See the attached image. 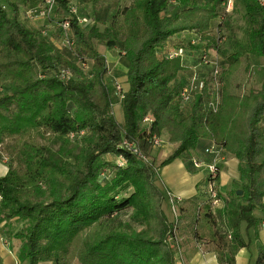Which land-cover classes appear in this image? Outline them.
Returning a JSON list of instances; mask_svg holds the SVG:
<instances>
[{
    "label": "trees",
    "instance_id": "obj_1",
    "mask_svg": "<svg viewBox=\"0 0 264 264\" xmlns=\"http://www.w3.org/2000/svg\"><path fill=\"white\" fill-rule=\"evenodd\" d=\"M175 1L132 0L102 21L101 32L92 19L79 18L71 0H54L46 20L58 24L57 40L68 51L43 30H28L18 5L7 1L8 15L0 4V158L8 166L0 178V221L21 223L16 236L29 264H176L167 241L171 231L210 247L222 264H235L236 253L248 247L241 224L255 227L254 210H264V82L247 94L231 92L241 54L222 56L212 35L223 0H178L183 8L170 14ZM21 2L26 10L44 6V0ZM244 8L247 53L264 58V8L254 0H244ZM182 32L224 57L218 100L207 84L187 103L181 100L174 83L185 68L183 55L160 52ZM97 42L110 52L118 44L126 67V90L122 98L115 93L121 122L112 113L116 83H106L107 62ZM85 61L89 74L79 65ZM148 115L152 122L142 127ZM162 133L176 148L157 168L181 159L194 170L198 159L191 157L202 150L199 161H205L204 151L215 144L237 160L242 194L218 193L224 206L214 208L205 189L207 197L178 201L179 216L168 222L157 168L143 160ZM108 156L123 162L114 165ZM105 171L111 173L107 181L100 177ZM129 187L132 192L122 195ZM127 209L138 231L112 225ZM254 264H264V243L257 245Z\"/></svg>",
    "mask_w": 264,
    "mask_h": 264
},
{
    "label": "rangeland",
    "instance_id": "obj_2",
    "mask_svg": "<svg viewBox=\"0 0 264 264\" xmlns=\"http://www.w3.org/2000/svg\"><path fill=\"white\" fill-rule=\"evenodd\" d=\"M10 3H14L18 5L19 8L24 7L22 5L21 0H7ZM5 0H0V4L2 5L3 9L6 11L8 15H11L12 8L9 6ZM132 0H71V4L76 5V9L80 15L81 18H87L89 20H93L94 25H96V28L98 31H103L105 28V25L102 23V21L110 20L111 16L118 10H121L123 7L129 5V3ZM193 1V0H188ZM200 0L199 3H203ZM244 4V0H235L233 4V9L230 13L226 14L224 17L217 19L218 25L212 24V35L216 38V43H218L219 51L222 53V56H228L231 53L237 52L241 54V60H240V67L238 71L235 73L233 78L231 79V92L234 94H247L250 91H256L259 90L262 83L264 82V58H256L247 53V32H248V24L245 22L243 15L244 10L242 9V6ZM37 8H43L41 5H37ZM181 7L179 4V1L172 2L169 7L170 14L173 13V11H176ZM23 10H26L24 7ZM224 8L223 6H219L218 12H223ZM22 20L26 21H39L37 18H27L26 14L22 15L20 17ZM88 20V22H89ZM57 21V20H55ZM54 21V22H55ZM60 21V19L58 20ZM89 24V23H87ZM86 24V25H87ZM54 26V27H53ZM51 27V32L48 34L52 38L54 33L58 32V24L55 23ZM84 25H82L83 27ZM89 27V25L84 26ZM56 35V34H54ZM191 42H194L195 44L192 46L195 47L194 49L191 48ZM60 47L65 48L68 51L66 42L62 43V41L59 40L57 43ZM174 44V45H173ZM64 45V46H63ZM97 50L101 54H110L112 53L114 57H116L115 63H109L108 62V77L106 79V83L108 87H112L113 83H118L121 85L123 90H126V67L124 65L122 54L118 48H115L112 52L108 53V50L106 47L101 43H96ZM168 49L166 51H174L177 47L183 48V63H184V73L182 75H179L178 82L174 83L179 85V90L183 89V87L187 86H194V91L197 93L200 91L203 84H207L209 86V90L211 92H214L216 95L220 96L221 93V87L222 85L219 83L218 78L219 75L222 74V72L226 69L227 63L220 54H217L214 50H206L205 45L203 42H199L197 37L195 36H187L182 38L181 40H178V43H168L167 44ZM164 51V52H166ZM163 51L160 52V54L163 56L165 54ZM69 54V53H68ZM160 55V56H161ZM79 65L84 69L86 73H90V62L85 61L82 63H79ZM117 67V68H116ZM180 81V82H179ZM177 85V86H178ZM113 103L115 102V99L112 98ZM112 113L115 117V119L118 122H121V116L118 113H115L114 111V104L112 105ZM141 124L142 127H144ZM85 137V135H84ZM161 144L156 147H151L147 154L145 155V159H143L145 162H152L154 164V167H158V165L166 159L169 154H171L174 150L173 147L170 146V144H167V141L163 137H160ZM211 146L208 145V148ZM176 147V146H175ZM207 148V149H208ZM205 153V151H204ZM206 154V153H205ZM165 155H168L166 158L161 160L159 157H165ZM222 159L219 163V175L218 180L216 181V186L218 190L221 193H224V188L231 187L233 185V188H239L240 187V180L238 177V180L234 181L232 184V180L230 179V176L225 172L224 170H220L221 163L227 160L225 159V155L223 156L222 152ZM207 156V155H206ZM208 157V156H207ZM191 159L199 160V156H192ZM107 160L110 161V163L114 165H120L122 164V160L119 158H113V157H107ZM200 161H204L202 158ZM208 161L206 159L204 162ZM185 168V166H184ZM160 169L157 168L156 171V178L157 180V186L159 187L160 191L163 192L164 195V202L162 205V210L167 217L168 222H172L178 218L179 216V210L177 203L181 199L176 195H173V193L170 191V188L165 185V182L160 174ZM169 172L172 174L171 176H177L179 172L177 171L176 167H169ZM108 171L110 169L108 168ZM112 171V170H111ZM186 172L188 176H196L199 173H202L204 175L203 182L206 181V171H203V168L195 169L189 171L187 168L183 170V172ZM199 171V172H198ZM166 175V173H165ZM100 177L104 179V181H107L111 177V173L105 171V173L101 174ZM204 186L203 184H201ZM206 186V184H205ZM238 190V189H236ZM130 192H132V188L129 187L127 189L126 193H123L122 195H127ZM161 192V193H162ZM206 194V193H205ZM207 197V194L205 195ZM163 200V199H162ZM264 204V203H263ZM213 209V208H212ZM216 211V209H213ZM130 213L131 211L129 209L119 213L117 216L114 217L115 220L112 221V225L116 226L119 223L126 224L128 227L132 230L138 231L140 229V226L132 222L130 219ZM254 218H256L257 225L255 227L247 228L244 223H242L240 227V231L242 234V237L244 240L248 243V247L245 249V256L240 264H254L256 255H257V245L264 243V230L260 231L261 228V221L264 219V210L256 209L253 212ZM224 229V227H222ZM172 236L168 237V243L174 253V256L176 258V262L181 261L182 258V247L185 246L186 237L179 236L176 231H171ZM186 238V239H185ZM188 242H190L188 240ZM205 251L213 252L212 249L208 246L203 247ZM180 258V259H179ZM217 258V256H216ZM74 264H78L75 262ZM178 264H183L182 262Z\"/></svg>",
    "mask_w": 264,
    "mask_h": 264
},
{
    "label": "crops",
    "instance_id": "obj_3",
    "mask_svg": "<svg viewBox=\"0 0 264 264\" xmlns=\"http://www.w3.org/2000/svg\"><path fill=\"white\" fill-rule=\"evenodd\" d=\"M23 8L24 7L18 8L19 9V20L28 30L30 31L43 30L45 33L49 34L54 29L53 28L51 30V27L54 25L53 22L48 21L46 19L37 18L39 21L22 20L20 17L24 15L25 13ZM242 9L244 10V13H245L244 4L242 6ZM54 34L52 35L54 36V38H52L51 40L58 46L57 33H54ZM187 36L193 37L194 35L188 32H182V33L176 34L173 37H171L169 39V42L178 43V40H181L182 38L187 37ZM108 53H110V51H108ZM103 55L106 59L107 67L109 66L108 62L115 63L116 57H114L112 53L108 55L107 54H103ZM183 73L184 71L180 72L179 75H182ZM107 77H108V74L106 75L105 78ZM111 92H112L111 97L115 99L114 111L115 113H118L121 116V120H122V112H121L119 101H117L115 92H113V90ZM160 137H163L165 141H167V135L165 133H162ZM170 146L173 147V150L176 148L175 147L176 145H170ZM196 153H198L199 156H203L202 150H198L196 151ZM167 156L168 155H165V157H159V158L163 160ZM225 159L227 160L225 162L223 160V162L220 165V170H224L225 172H227L233 184L234 181L238 180V177H239L238 170H237L238 162L234 157L230 155H226ZM170 166L176 167L177 171L179 172L177 176H174V177L171 176L172 174L169 172ZM184 169H185L184 164L181 159H176L172 163L162 167V169H160V174L165 182V185H167L170 188V191L173 193V195H176L180 198H196L197 197L196 200H199V199H202V197H205L204 191L206 189V186H205V182H203L204 175H202V173H199L195 177L188 176L185 171L183 172ZM7 171H8V166L6 164V159L0 158V178L5 176ZM202 172H205V171H202ZM201 184H203L204 186H202ZM216 189L219 194L224 196L230 191H237L236 189L239 190L240 187L233 188V185L231 187L228 186V188H224V191H225L224 193H221L218 190L217 186H216ZM263 203H264V199H263ZM223 206H224V203L221 200V203L218 208H223ZM263 223H264V219L260 223L261 224L260 231L264 230V227H262ZM20 228H21V223L16 221V219L0 221V257L4 264H29L28 260L22 258L20 255V248L22 246V241L19 237L16 236V233H18ZM188 240L190 242H188ZM184 245L185 246L182 247L183 254H182L181 261L176 262V264L180 262H182L183 264H222L219 262L218 258H216V254L214 252H208L204 250L203 248L205 246L204 244L194 243L189 238H187ZM245 249L246 248H242L236 253L235 264H240L242 262L245 256V253H244ZM40 264H51V263L46 262V263H40Z\"/></svg>",
    "mask_w": 264,
    "mask_h": 264
},
{
    "label": "built area",
    "instance_id": "obj_4",
    "mask_svg": "<svg viewBox=\"0 0 264 264\" xmlns=\"http://www.w3.org/2000/svg\"><path fill=\"white\" fill-rule=\"evenodd\" d=\"M223 12H221V15L219 18L224 17L226 14L230 13L233 9V4L235 0H223ZM255 3L264 8V0H254ZM54 5V0H44V6L43 8H29L25 11L26 17L27 18H41V19H46L49 15H50V11L52 6ZM75 9H72V12L75 13ZM85 21L80 20V22ZM60 26L64 29L67 30L69 23L67 20H63L60 23ZM191 44H195L194 42H191ZM165 55L167 58H174L177 56H182L183 55V48L182 47H177L174 51H166ZM68 74H66L67 76ZM115 93L119 98L123 97V89L121 87V85H119L118 83L115 84ZM196 93L194 91V86H187L184 87L183 89H181L180 91V98L183 102L187 103L190 99L191 96ZM219 95H216V99L218 100ZM152 122V118L150 115L145 116L142 119V125L143 123L144 126L149 125ZM83 132L79 133V136H82ZM75 137V134H70L69 138L72 139ZM161 139L160 138H156L154 140V145L158 146L159 144H161ZM123 146L126 147L127 149H131L132 147H134L131 143H128L126 141L123 142ZM137 150L133 149V152H136ZM222 152L223 150L215 145L212 144L208 149L205 150V153L207 154L208 161L204 162V161H193V166L195 169H200L203 168V171H206V189H207V194H208V199L212 205V207H216L218 208L221 200L220 197L218 195L217 189H216V181L218 179V175H219V163L221 162V157H222ZM262 227H264V223L262 224Z\"/></svg>",
    "mask_w": 264,
    "mask_h": 264
},
{
    "label": "water",
    "instance_id": "obj_5",
    "mask_svg": "<svg viewBox=\"0 0 264 264\" xmlns=\"http://www.w3.org/2000/svg\"><path fill=\"white\" fill-rule=\"evenodd\" d=\"M236 194H237V195H241V194H242V191H241V190H237V191H236Z\"/></svg>",
    "mask_w": 264,
    "mask_h": 264
}]
</instances>
